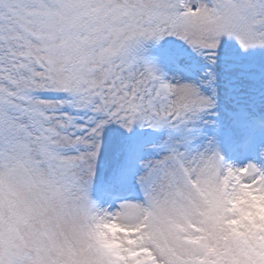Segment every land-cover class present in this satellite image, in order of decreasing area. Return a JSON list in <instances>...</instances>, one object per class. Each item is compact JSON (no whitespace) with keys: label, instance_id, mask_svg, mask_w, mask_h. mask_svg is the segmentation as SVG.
<instances>
[{"label":"snow or ice","instance_id":"snow-or-ice-1","mask_svg":"<svg viewBox=\"0 0 264 264\" xmlns=\"http://www.w3.org/2000/svg\"><path fill=\"white\" fill-rule=\"evenodd\" d=\"M0 264H264V0H0Z\"/></svg>","mask_w":264,"mask_h":264}]
</instances>
